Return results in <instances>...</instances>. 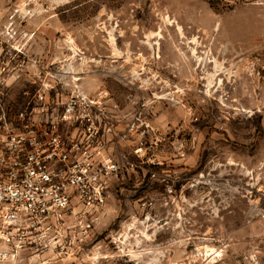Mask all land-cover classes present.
<instances>
[{"label": "rangeland", "instance_id": "374dc122", "mask_svg": "<svg viewBox=\"0 0 264 264\" xmlns=\"http://www.w3.org/2000/svg\"><path fill=\"white\" fill-rule=\"evenodd\" d=\"M0 95L104 184L50 264H264V0H0Z\"/></svg>", "mask_w": 264, "mask_h": 264}, {"label": "built area", "instance_id": "2783aa9c", "mask_svg": "<svg viewBox=\"0 0 264 264\" xmlns=\"http://www.w3.org/2000/svg\"><path fill=\"white\" fill-rule=\"evenodd\" d=\"M11 115L0 95V264L72 261L89 245L85 217L104 203L103 181L90 165L65 164L57 140L30 128L32 113Z\"/></svg>", "mask_w": 264, "mask_h": 264}]
</instances>
